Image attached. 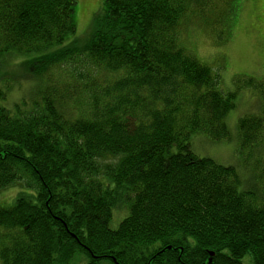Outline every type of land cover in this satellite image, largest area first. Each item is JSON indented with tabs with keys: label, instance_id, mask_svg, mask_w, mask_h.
Returning <instances> with one entry per match:
<instances>
[{
	"label": "trees",
	"instance_id": "1",
	"mask_svg": "<svg viewBox=\"0 0 264 264\" xmlns=\"http://www.w3.org/2000/svg\"><path fill=\"white\" fill-rule=\"evenodd\" d=\"M234 1L103 0L80 41L75 0H0V191L25 190L0 206V264H264V192L190 143L230 138L240 89L264 98L252 78L222 92L180 45L192 19L209 29ZM237 126L243 158L264 112Z\"/></svg>",
	"mask_w": 264,
	"mask_h": 264
},
{
	"label": "rangeland",
	"instance_id": "2",
	"mask_svg": "<svg viewBox=\"0 0 264 264\" xmlns=\"http://www.w3.org/2000/svg\"><path fill=\"white\" fill-rule=\"evenodd\" d=\"M103 0H75V37L84 41L92 31L93 19L101 12ZM225 10V8H224ZM224 12V11H223ZM217 11L211 26L205 28L198 20L192 19L184 27L180 45L209 66L219 76L218 89L233 92L238 79L252 78L264 83V0H235L229 14ZM222 36L224 41L219 42ZM72 37V36H70ZM20 84V85H19ZM17 83L7 95L6 107L12 109L13 102L25 94L24 83ZM264 112V98L253 89H240L236 94L235 107L226 116L225 122L230 132L228 140L212 141L203 134H193L191 149L200 158H209L223 166L235 167L241 179L240 190L254 189L263 193L261 178L256 175L264 170V137L257 147L247 150L244 157L238 154V120L245 116H261ZM264 136V135H263ZM176 148L172 147L171 152ZM21 187H9L0 191V206L8 207L14 202ZM123 211L113 212L110 223L112 229L127 215ZM122 216V217H121ZM86 255L77 253L69 264H86ZM242 264H250L245 256ZM101 264H113L105 260Z\"/></svg>",
	"mask_w": 264,
	"mask_h": 264
},
{
	"label": "water",
	"instance_id": "3",
	"mask_svg": "<svg viewBox=\"0 0 264 264\" xmlns=\"http://www.w3.org/2000/svg\"><path fill=\"white\" fill-rule=\"evenodd\" d=\"M210 256H212V253H210Z\"/></svg>",
	"mask_w": 264,
	"mask_h": 264
}]
</instances>
